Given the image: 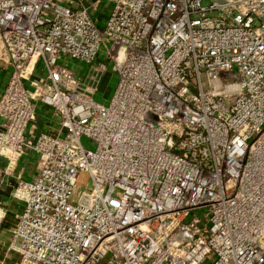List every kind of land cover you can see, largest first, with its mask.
Masks as SVG:
<instances>
[{"label": "built area", "instance_id": "obj_1", "mask_svg": "<svg viewBox=\"0 0 264 264\" xmlns=\"http://www.w3.org/2000/svg\"><path fill=\"white\" fill-rule=\"evenodd\" d=\"M0 87L16 264H264V0H0Z\"/></svg>", "mask_w": 264, "mask_h": 264}, {"label": "crops", "instance_id": "obj_2", "mask_svg": "<svg viewBox=\"0 0 264 264\" xmlns=\"http://www.w3.org/2000/svg\"><path fill=\"white\" fill-rule=\"evenodd\" d=\"M2 90V87H0V92ZM39 112L36 118V121L34 123V125L32 127H30V131L31 129H33L35 132H42L45 130L49 129L48 125V119L46 118L47 116V112H43L40 108H38ZM36 158L34 156H32L31 154L26 155L19 163L18 168L16 169V171H23V166L27 167L28 173L32 174L34 172L35 169V163ZM5 164V160L4 159H0V165L4 166ZM13 176L7 175L5 177V182L6 185L8 184V182L12 181ZM7 188H4V191L2 192V196H6L7 195V191H5ZM9 211L12 214H15L17 212V209L13 206V204L8 205ZM11 218V217H10ZM12 225V220L8 219L2 226V228L0 229V264H16V262L19 260V257L17 256V254L10 252L7 249V245H8V239H9V229L10 226Z\"/></svg>", "mask_w": 264, "mask_h": 264}, {"label": "rangeland", "instance_id": "obj_3", "mask_svg": "<svg viewBox=\"0 0 264 264\" xmlns=\"http://www.w3.org/2000/svg\"><path fill=\"white\" fill-rule=\"evenodd\" d=\"M110 69V68H109ZM107 82V81H106ZM106 82L103 83L101 90L98 92L97 96H96V100L100 101L102 103H106V99H108L110 97L111 91L115 86V78H112L109 83H108V89L105 93H104V88L106 85ZM1 251V250H0Z\"/></svg>", "mask_w": 264, "mask_h": 264}]
</instances>
